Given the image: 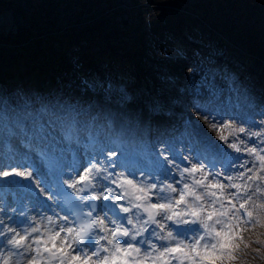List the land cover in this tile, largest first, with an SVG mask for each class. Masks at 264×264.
<instances>
[{
	"label": "snow or ice",
	"instance_id": "obj_1",
	"mask_svg": "<svg viewBox=\"0 0 264 264\" xmlns=\"http://www.w3.org/2000/svg\"><path fill=\"white\" fill-rule=\"evenodd\" d=\"M201 110L206 114L210 112L207 108ZM250 123L255 124V121ZM57 124L62 126L65 143L85 149L83 159L75 150L69 152L70 160L61 151L64 164L53 159L55 151H59L54 150L53 133ZM63 124L64 121L55 113L46 122L31 112L19 113L14 109L12 115H0V133L5 144L15 138L28 149L19 166L33 167L28 160L35 154L48 169V175L43 179L48 181L49 190L53 184L56 185V206L68 213L63 216L56 214L55 217L41 215L40 221H46L43 227L35 217L22 214L23 218L16 223L30 225L21 228L23 234L0 219V264H42L44 260L47 264L54 261L58 264H148V261L152 264H172L173 261L176 264H231L243 251L241 244L244 249L250 246L244 240V233L260 222L252 210L257 207L253 196L264 194V187H261L264 184V175L261 174L264 173V122L260 131L234 126L232 121L211 125L221 133L220 140L236 153H247L251 161L232 153L218 161V154L205 149L196 153L195 159L201 161L199 164L192 163L189 157L179 156L181 162L189 164L181 168L161 154L156 161L160 175L150 174L139 184L116 171V165L121 164L129 167L131 175H142L134 166L118 158L113 159L117 157L116 151H106V144L91 137L88 144H82L74 136V125L64 130ZM225 129L228 135L223 134ZM241 134L245 139L240 138ZM251 138L255 139L249 146ZM108 144L120 147L115 141H108ZM16 155L9 148L4 157L15 160ZM204 160H208L211 168L223 163L226 171H241L238 176H225L224 171L209 172L205 169ZM239 160L243 163L237 165L235 161ZM249 163L251 167H248ZM173 169L176 170L175 175ZM65 174L70 177L67 181L63 180ZM13 175L34 180L32 171H19L15 166L10 171L0 168V177ZM161 175L175 179V184L166 183L160 179ZM198 175L202 179H197ZM209 175L213 176L215 183H205ZM150 179L155 182L149 183ZM35 183L39 185L40 181ZM65 184L78 199H63ZM176 184L181 187L178 189ZM253 185L254 191L249 194ZM226 189L234 191L226 194ZM96 201L101 203L97 205ZM120 201H126L127 206ZM258 207L264 210V203ZM217 225H220L219 229Z\"/></svg>",
	"mask_w": 264,
	"mask_h": 264
},
{
	"label": "rangeland",
	"instance_id": "obj_2",
	"mask_svg": "<svg viewBox=\"0 0 264 264\" xmlns=\"http://www.w3.org/2000/svg\"><path fill=\"white\" fill-rule=\"evenodd\" d=\"M52 1L58 6L54 10V15L61 27H85L90 19L95 18L104 21L109 28L114 29L116 27L119 43L115 42L113 45L118 46L119 44L122 46H118L119 49L129 54H123L127 63L119 61L116 63L119 56H114L116 58L115 63L123 71L131 74V86L127 89V87H120L119 84H110L106 80L107 74L101 70L100 75H97L96 78L93 76V78L106 89L95 88L92 86L94 84L92 81L91 84L87 82L85 72L77 70L80 66L76 62L74 63L75 55L68 53L66 58L72 66L71 69L65 67L67 69H63L62 72L56 71L44 77L36 75V73L22 71L21 75L17 73L14 78L6 77L0 80V106L7 105V110L11 115L13 109L18 110V105L22 100L28 102L34 96L28 92L35 82H39L42 87L44 85L50 86L52 89L60 87L61 90L67 88V90L69 89L81 96L101 97L106 106L116 107L120 103L138 104L151 115L161 117L186 115V120L178 117L180 125L189 129L190 126H198L207 135L210 144L216 146L225 142L219 139L221 133L211 127L214 122L221 124L232 121L234 126L245 127L251 131L261 130L262 122H264V99L262 98L264 97V73L256 72L254 75L257 77L252 79L250 75L252 73L247 71L245 81L237 84L229 78L231 74L223 69L222 65L224 64L220 62L214 65L209 64L203 53V48L213 43L208 32H211L213 36H224L228 40V42L224 41L228 44L227 46L237 44L241 50L247 53L249 46L254 48L263 46L264 0L182 1L183 5H191V7L182 6L179 9L182 14L176 15V20L169 23V25L173 24V28L165 32L163 30L166 26L163 27L165 23L161 16L165 11L163 7L170 8L171 4L164 6L161 3H170L168 0ZM15 17L11 11L2 14L0 31L5 33L15 31L22 22L21 20L25 18L22 15H19L17 19ZM198 18H201L199 19L200 22L196 23ZM198 27L202 30L208 29L206 32L208 36H202ZM173 43L178 45L175 46ZM68 50L70 49H66L65 53ZM217 50L221 52L222 49L218 47ZM257 59H259L258 56ZM249 63L254 64V59L249 60ZM231 68L234 69L235 66L231 65ZM234 71L237 72V70ZM92 105L93 103H88L87 107L91 108ZM202 108H207L210 112L206 114L201 110ZM218 113L222 115H218ZM213 116H216V120H213ZM250 121H255V124L250 123ZM223 134L228 135V130L225 129ZM0 136L2 147H6L3 136L1 134ZM240 138L245 139L243 134ZM252 139L255 138L249 139V146H252ZM87 140L89 137L84 140V143ZM179 140L175 139L174 143H180ZM108 141L107 139L106 148L108 150L114 149L111 144H108ZM231 141L232 138L230 137L229 142ZM196 149L200 151L202 148L197 146ZM17 152L22 158L27 150L20 149ZM196 153L197 150L194 154ZM132 154L135 155H127L129 160L131 158L128 156L141 158V164L136 169L140 170L142 175H131L130 169L122 167L118 168V172H123L139 184L144 177L150 176L146 172L148 161L140 154ZM244 155L248 156L247 153ZM0 158L3 160L0 163V168L3 170L10 171L15 166L19 171L26 169L24 171H32V173H37L39 177L42 174L45 175V172L42 171L44 165L40 162L34 163L32 158L28 160V163L32 164L33 167L28 168L18 167L19 164L15 165L14 163L4 164V155ZM67 158L70 160L71 156L69 155ZM177 162L182 168L188 165L187 162H181L179 159ZM261 174L264 175V173ZM161 176L160 179L164 180ZM67 178L70 179V177ZM211 181L216 182L213 177ZM19 182L26 185L25 190L18 187ZM148 182L153 183L155 181L150 179ZM165 182L172 183L169 180H165ZM224 183L226 182L224 181ZM29 184L34 186L38 196L28 197L26 195L29 193L27 188ZM261 187H264V184H261ZM12 193H18L20 200L28 202L30 206L34 203L32 199L41 200L42 204L48 205L46 204L48 199L46 196L43 197L44 195L41 194L36 183L30 181L29 178L13 175L0 177V212L5 210L6 204L20 207L19 200L11 199ZM253 201L257 205L252 209L254 217H259L260 222L244 233V240L250 246L244 249L243 244H241L243 251L238 253V258L231 264H256L255 260H258L259 264H264V210L258 207L264 203V194L258 193ZM153 202H157L155 197ZM217 228L219 229L220 225H217ZM253 241L260 242L254 243Z\"/></svg>",
	"mask_w": 264,
	"mask_h": 264
},
{
	"label": "bare ground",
	"instance_id": "obj_3",
	"mask_svg": "<svg viewBox=\"0 0 264 264\" xmlns=\"http://www.w3.org/2000/svg\"><path fill=\"white\" fill-rule=\"evenodd\" d=\"M29 93L34 96H32L28 102L22 100L18 105V110H16L17 112H31L33 116H39L41 120L45 122L52 118V113H55L56 115L61 114L59 116L64 121L63 129L67 130L68 126L74 125V136L78 137L82 144H84V140L88 137H97L99 143L101 144H105L107 139L115 141L119 144V148L112 145L115 149L114 151L117 152L118 158L130 154L135 155L132 153H136L144 156L145 159L147 155L152 152V158L154 157L155 166L152 167L151 164H148L147 168L149 169V167H152L158 174L160 173L157 171L156 161L157 157L161 156V154L162 156H166L168 160L174 161L176 164H178L177 160L179 156L189 157L192 163L199 164L201 161L196 160V154H194L196 150L198 151V149H196L197 146L202 148L201 150L207 149L213 154H218V161L223 160L228 153H232L235 156H242L244 159H248L249 161L252 159L251 157L244 155V153H236L235 150L230 148L227 143H220L219 146L210 144L207 135L198 126H190V129L188 127H182L179 123L180 119L178 117H182L183 120H186V115H180L178 117L172 115L169 117L151 115L138 104L128 105V103H120L117 105L118 107H113L111 105L106 106L101 97H92L90 95L81 96L75 92L73 93L69 89L67 90V88L61 90L60 87L55 89H52L47 85L42 87L39 82H35L33 87H30L28 94ZM262 98L264 99V97ZM88 103H93L91 108L87 107ZM42 109L44 111H41ZM5 114L11 115L7 110V105H4V107L0 106V115ZM106 122H109L110 126H107ZM100 130L104 134H102ZM53 135L55 136L54 150H59L55 151V156L53 157L56 163H65L64 159L60 155L61 151H63L64 156L68 157L69 152L75 150L76 154L83 159L85 149L82 146L77 148L76 144L69 146L65 143L63 141V131L60 124H57ZM175 139H180V143H174ZM9 143L12 145L11 151L13 153L17 154V151L20 149L28 151V149H26L18 139L13 138L9 141ZM121 149L123 150V155L121 154ZM169 149H172V151H169ZM8 150L9 149L6 147H0V157L8 152ZM145 150L148 151V154L145 153ZM160 151L161 154H159ZM19 156L21 155L17 154L15 160L5 159L4 164H20L21 158ZM18 157L20 160H18ZM31 158H33L34 163L40 162L44 165L42 167V171L45 172V175L40 174L41 176L39 177L37 173H33L34 180L30 179V181L34 183L35 181H40L38 187L40 188L41 194L44 195L43 197L46 196V199H48V202L46 203L48 205L42 204L41 200L37 201L36 199H32L34 200V203L30 206L28 202L20 200L21 198L18 196V193H12L10 195L11 199L19 200L20 207H15L13 204H6L5 210L0 212V219H2L9 227H15L18 231H21L22 227H30L28 224L21 226L16 223L18 219L23 218L22 214H26L29 218L35 217L37 221H40L41 215L55 217V215L58 214V208L54 204L55 194L52 190H49L47 186L48 181L43 179V177L48 175V169L45 164L35 156V154H32ZM1 161L3 160L0 158V163H2ZM235 163L239 165L243 163V160L235 161ZM218 164L221 166L222 171H224L225 176H238L241 171V169H234L229 172L225 170L223 163ZM188 166L189 164L187 167ZM251 166V163H249L248 167ZM169 167H171V165H169ZM124 168L129 169V167ZM205 169L209 172H213L210 168L205 167ZM116 171L118 172L119 170ZM173 174H176L175 169H173ZM124 176L127 179L134 181V179L130 178L128 175L124 174ZM63 177L67 178L69 175L65 174ZM161 177H163L164 180H169L175 184V179H166L164 176ZM212 177V175H209L205 183L212 182ZM197 178L202 179V176L198 175ZM225 182L228 183V181ZM235 182L241 184L243 183V181ZM256 183L260 182L257 181ZM109 186L115 187L114 185ZM176 187L179 189L181 185L176 184ZM254 188L255 185H253V187L249 190V194L254 191ZM225 191L226 193H231L234 190L226 189ZM26 195L28 197L34 196V194L30 192ZM257 195L258 193L253 196V198H256ZM123 203L126 204V201H123ZM251 203L249 202V204ZM10 217L11 219H9ZM40 223L42 227L46 225V221H40ZM32 226H34V224ZM21 234H23L22 231ZM61 236H63V233ZM57 243L59 245V241ZM2 251L7 252L8 249H2ZM42 264L47 263L44 260L42 261ZM148 264H152V262L148 261ZM157 264H159V262H157ZM172 264H176V262L173 261Z\"/></svg>",
	"mask_w": 264,
	"mask_h": 264
},
{
	"label": "trees",
	"instance_id": "obj_4",
	"mask_svg": "<svg viewBox=\"0 0 264 264\" xmlns=\"http://www.w3.org/2000/svg\"><path fill=\"white\" fill-rule=\"evenodd\" d=\"M168 1L170 3H161L164 6L171 4L170 8L163 7L165 11L161 17L165 23L163 27L166 26L164 32L173 28V24L169 25V23L176 20V15L182 14L179 12L182 6L191 7V5H183L182 1L186 2V0ZM57 7L52 0H0V17L7 11L13 12L16 19L19 15L25 17L15 31L10 33L0 31V80L6 77L14 78L17 73L21 75L22 71L44 77L56 71L71 69L72 66L66 58L67 54L71 53L75 55L74 63L76 62L81 67L77 70L85 72L87 82L91 84L92 81L94 83L92 86L95 88L106 89L96 80L94 81V78L100 75L101 70L107 74L106 80L110 84L130 88L131 74L123 71L116 64L118 61L127 63L123 56L127 52L120 50L119 47L122 46L119 44V47L113 45L115 42L119 43L116 27L109 28L104 21L98 18L90 19L85 27H61L54 15ZM199 19L201 18L196 19V23L200 22ZM208 33L213 43L206 45L203 53L210 65L219 62L224 64L223 69L231 74L229 78L236 83L245 81L247 71L252 73L250 74L252 79L257 77L254 75L256 72L264 73V45L257 46V48L249 46L248 53L241 52L234 45L227 46L228 44L222 37ZM218 47L222 49L221 52L217 50ZM66 49L70 50L65 53ZM114 56H119V58L116 59ZM253 59L255 63H249V60ZM231 65L235 68H231ZM255 263L259 264V261L255 260Z\"/></svg>",
	"mask_w": 264,
	"mask_h": 264
}]
</instances>
